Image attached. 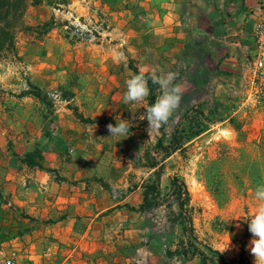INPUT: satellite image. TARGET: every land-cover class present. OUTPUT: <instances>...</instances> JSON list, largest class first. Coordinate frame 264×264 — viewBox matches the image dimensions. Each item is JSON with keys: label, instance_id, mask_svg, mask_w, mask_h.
Here are the masks:
<instances>
[{"label": "rangeland", "instance_id": "374dc122", "mask_svg": "<svg viewBox=\"0 0 264 264\" xmlns=\"http://www.w3.org/2000/svg\"><path fill=\"white\" fill-rule=\"evenodd\" d=\"M125 9L122 6L100 5L98 0H66L56 5L42 2L26 7L23 14L25 22L36 24L50 18H54L55 22L39 38L33 33L18 30L15 37L17 54L0 58V157L4 161L8 155L16 158L12 152L18 154L23 147L36 143L38 137L49 132L53 142L50 144L47 141L48 146L53 153H58L57 157L61 160L76 157L80 161L86 158L84 156L106 150L111 159L126 160L124 164L131 161L138 167L136 172L130 170L123 173L127 182L117 181L112 186L110 191L116 196L128 191L130 182L138 180L139 176L146 175V182L154 179V169L147 173L148 169L139 167V164L146 163V150L161 158V154L154 151V143L159 136L164 143L168 141L169 132L185 109L178 108L167 124L148 129V121L144 117L149 105L139 109L137 103H123L126 81L133 76L126 53L128 34L125 29L131 27L139 33V17L133 11L128 18L129 13ZM129 20H132L131 24ZM133 60V64L139 62L135 57ZM29 82L38 85L42 94H47V99L53 101V106L32 95H18L28 88ZM61 85L73 91L69 101L59 98ZM73 107L96 121L106 115L111 116L114 122L128 120L135 126L134 130L129 132L128 137H109L105 124L95 130L96 134L95 131L92 133L94 152H85V148L75 151L68 143L69 137L58 131L62 119L69 121L74 118L73 122H77ZM215 109L218 115L214 113L206 119L205 129L181 149L175 150L160 167L158 179H169V183H162L163 193L158 195L163 205L149 209L145 222L156 243L174 245L173 251H176L173 257L190 240L206 252L210 248L219 250L229 262L241 258L244 248L243 264H254V257L248 249L251 234L246 220L257 212L260 201L255 197V189L257 185L264 184V102L252 103L243 109L244 113L223 123L219 121L228 114L222 117L221 109ZM68 112L70 115H67ZM59 113H63L61 120L55 115ZM216 121L217 124H214ZM86 132L88 134L72 139L79 147L90 134L89 130ZM162 132L165 134L162 135ZM1 162L0 172L3 170ZM5 167L4 171L8 166ZM13 168L31 174L30 168L23 169L20 162ZM44 168L46 170L50 166L46 164ZM174 175L184 182L189 191V199L177 218L181 221L177 223L172 221L173 212L178 211L174 196L166 195ZM57 176H64L61 170ZM9 182L7 186L0 184V228L3 235H11H0V247L3 244L10 247L13 244L11 238L30 232L34 229L31 224L37 223L32 217L24 215L29 213L16 201L18 196L13 199L10 189L14 187L16 192L18 189L12 178ZM25 184L27 182L21 183L22 187ZM123 247L115 246L116 250L109 251L106 256L113 258L119 250L123 254L126 250L125 254L134 256L133 262L139 264V251L131 243ZM23 258L22 264H32V259Z\"/></svg>", "mask_w": 264, "mask_h": 264}, {"label": "crops", "instance_id": "0c3cea01", "mask_svg": "<svg viewBox=\"0 0 264 264\" xmlns=\"http://www.w3.org/2000/svg\"><path fill=\"white\" fill-rule=\"evenodd\" d=\"M98 1L100 5L126 8L128 18L133 11L136 12L139 33L131 27L125 29L128 34L125 43L127 57L132 62L133 57L137 58L139 62L135 65L138 69L152 76L176 73L174 83L181 88L178 108L183 110L199 106L210 115H218L215 108L221 109L222 117L225 114L228 116L222 121L217 119L219 123L244 113L234 109L238 96L233 88L241 86L242 70L252 47L255 15L251 10L255 0ZM160 94L159 88L156 98ZM147 104V100L139 104V109H142L141 106L145 109ZM62 114L55 115L61 120ZM74 117L77 122H73L74 118L69 121L62 119L58 131L69 137L68 143L75 151L85 148V152H94L93 131L110 122L81 121L76 115ZM105 117L113 120L111 116ZM87 130L90 134L79 147L72 139L88 134ZM49 138L44 133L36 143L23 147L18 154L12 152L17 160L12 155H8L6 161L0 157L3 166L0 184L7 186L10 178L15 181L18 191L14 187L10 189L13 199L18 196L16 201L29 213L33 222H37L31 224L34 229L30 232L11 238L13 244L10 247L3 244L0 247L3 253L17 251L20 264L26 256L32 259V264H135V257L126 255V250L124 254L119 250L113 258L106 256L109 251H114L115 246L124 248L126 243H131L139 251V264H201L198 254L177 260L173 257L174 245L158 244L149 234L145 217L151 209L137 208L143 201L146 175L130 182V189L118 196L110 191L117 181L127 182L123 173L137 171L138 167L131 161L124 164L126 160L111 159L106 150L84 156L86 158L80 161L76 157L61 160L57 157L58 153L50 150L48 142L52 144L53 138ZM35 146L43 154L42 167H30L19 160L25 150ZM174 153L153 167L145 164H139V167H145L150 173L152 169H160ZM18 162L23 169L30 168L31 174L15 170L13 166ZM46 164L50 168L45 170ZM5 166H8L6 171ZM60 170L64 176L58 177ZM26 182L22 187L21 183ZM162 183H169V179H158L160 193L164 189ZM138 218L139 221L135 222ZM42 219L49 220L43 222Z\"/></svg>", "mask_w": 264, "mask_h": 264}, {"label": "trees", "instance_id": "16d2710c", "mask_svg": "<svg viewBox=\"0 0 264 264\" xmlns=\"http://www.w3.org/2000/svg\"><path fill=\"white\" fill-rule=\"evenodd\" d=\"M66 0H0V58L13 56L17 54L15 37L18 30H23L29 33H33L35 37L39 38L43 34H45L53 25L54 18H50L48 20H44L42 22H38L36 24H29L24 21L23 14L26 7L31 5L41 4L45 2L49 5H56L57 2H65ZM107 1V0H106ZM130 68L133 71V75L144 73L148 78V86L150 89V95L147 98V103L150 106L155 102L157 92L159 90L158 84L152 83V75L149 72H141L138 67L132 63V60L129 59ZM61 92L59 95L60 99L70 100L73 97V91L70 89H64L63 86H60ZM41 88L38 85L29 82V86L26 89L21 90L18 95H32L37 99L41 100L43 103L47 105L53 106V101L47 99V94L41 92ZM74 114L81 121H93V118L84 116L82 112H79L75 107H73ZM194 111V112H193ZM210 113L205 114L199 106L186 108L184 110L183 116L175 123L172 130L169 132V138L166 143L163 142L162 136L157 137L154 143V151L158 154H161V158H165L167 155L171 154L177 149H181V147L189 141L193 136L198 135L201 131H203L206 127V119L210 117ZM187 122L186 125H184ZM100 122H110L113 125L116 124L114 120L108 117L101 118ZM130 125V130L135 126ZM179 125H181L179 127ZM164 135L165 132H162ZM49 135L48 133H45ZM146 165L148 167H153L157 165L160 161L156 155L152 154L151 150L145 151ZM43 154L41 149L37 146L30 150H25L21 156H19V160L21 163L26 164L27 166H37L42 167L43 162ZM160 169L154 170L155 177L150 180V182H145V187L143 190V201L140 205H138V209L149 210L157 207L162 202L159 199L158 195L161 190L158 184V176H160ZM166 195L174 196L175 203L178 207L177 212H173L174 219L172 220L174 223L180 222L179 219L180 213H182L184 205L189 199V191L187 190L183 181L179 180V178L174 175L170 179V186L166 191ZM2 191L0 190V201H2ZM22 213V212H21ZM27 217H31L28 214H24ZM178 218V219H177ZM183 230L185 229L182 226ZM0 235H3V232L0 228ZM11 234L3 235V237H7ZM183 243V242H182ZM187 246H183L180 250H177L176 255L181 257L187 255L198 254L201 257V264H243V251L241 250V258L234 260V262L227 261L221 254V252L217 249H209V252H206L200 249L196 244L187 240ZM176 251V250H174ZM173 251V253H174Z\"/></svg>", "mask_w": 264, "mask_h": 264}, {"label": "clouds", "instance_id": "9594fccd", "mask_svg": "<svg viewBox=\"0 0 264 264\" xmlns=\"http://www.w3.org/2000/svg\"><path fill=\"white\" fill-rule=\"evenodd\" d=\"M176 78L177 74L172 72L151 77L152 83L159 85L161 94L156 98L154 103L146 108L144 119L148 121V129L152 127L159 128L167 124L170 117L178 109L181 101V88L179 84L174 83ZM149 95L148 78L144 73L135 74L126 81L123 103L142 104L146 102ZM106 127L110 133L109 137L129 136L130 125L128 120L121 119L115 125L109 123ZM255 197L260 201L258 210L250 220H246L248 231L251 234L248 249L254 257V264H264V184L257 185ZM237 227H240V225L237 224Z\"/></svg>", "mask_w": 264, "mask_h": 264}, {"label": "built area", "instance_id": "2783aa9c", "mask_svg": "<svg viewBox=\"0 0 264 264\" xmlns=\"http://www.w3.org/2000/svg\"><path fill=\"white\" fill-rule=\"evenodd\" d=\"M251 13L255 15L252 24L253 43L242 70L241 86L233 88L238 96L235 110L246 109L252 103L264 102V0H255ZM174 258L178 260L180 257L176 255ZM0 264H20L17 251L5 254L0 248Z\"/></svg>", "mask_w": 264, "mask_h": 264}]
</instances>
